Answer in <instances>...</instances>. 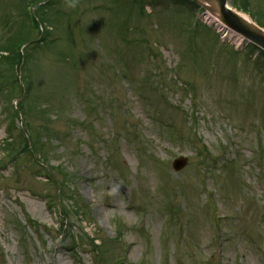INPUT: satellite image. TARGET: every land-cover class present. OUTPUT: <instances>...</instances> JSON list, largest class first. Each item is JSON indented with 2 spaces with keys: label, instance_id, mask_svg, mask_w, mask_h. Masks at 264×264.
Wrapping results in <instances>:
<instances>
[{
  "label": "rangeland",
  "instance_id": "1",
  "mask_svg": "<svg viewBox=\"0 0 264 264\" xmlns=\"http://www.w3.org/2000/svg\"><path fill=\"white\" fill-rule=\"evenodd\" d=\"M143 2L0 0V85L13 76L6 55L34 41L22 50L24 97L0 90V264H97L80 229L110 264H264V79L251 61L261 57L231 54L245 42L220 44L202 27L192 56L195 8ZM228 3L264 29V0ZM11 112L60 181L51 206L58 188L29 156L8 161L19 149L2 141ZM158 120L188 126L200 145Z\"/></svg>",
  "mask_w": 264,
  "mask_h": 264
},
{
  "label": "water",
  "instance_id": "2",
  "mask_svg": "<svg viewBox=\"0 0 264 264\" xmlns=\"http://www.w3.org/2000/svg\"><path fill=\"white\" fill-rule=\"evenodd\" d=\"M194 1L211 13L224 26L264 49V31L258 29L236 12L232 11L227 5V0ZM184 165V161H176L173 164V168L174 170H180Z\"/></svg>",
  "mask_w": 264,
  "mask_h": 264
},
{
  "label": "trees",
  "instance_id": "3",
  "mask_svg": "<svg viewBox=\"0 0 264 264\" xmlns=\"http://www.w3.org/2000/svg\"><path fill=\"white\" fill-rule=\"evenodd\" d=\"M8 60H12V58L8 59ZM9 65H10V68H11V63L7 62ZM13 81V82H12ZM16 86L15 82H14V79H11L10 82L8 83H2L0 85V90L3 88V87H9V86ZM8 89V88H7ZM24 148L26 149V144L24 143Z\"/></svg>",
  "mask_w": 264,
  "mask_h": 264
},
{
  "label": "clouds",
  "instance_id": "4",
  "mask_svg": "<svg viewBox=\"0 0 264 264\" xmlns=\"http://www.w3.org/2000/svg\"><path fill=\"white\" fill-rule=\"evenodd\" d=\"M72 7H75V0H73V3L71 5ZM49 28H51V25H49Z\"/></svg>",
  "mask_w": 264,
  "mask_h": 264
}]
</instances>
